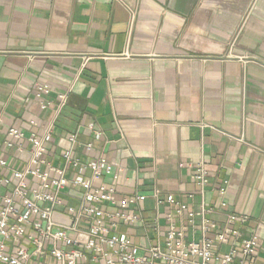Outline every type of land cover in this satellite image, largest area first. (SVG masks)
Here are the masks:
<instances>
[{"label":"crops","instance_id":"0c3cea01","mask_svg":"<svg viewBox=\"0 0 264 264\" xmlns=\"http://www.w3.org/2000/svg\"><path fill=\"white\" fill-rule=\"evenodd\" d=\"M37 83L50 88L43 111ZM51 120V151L78 130L80 160L112 162L120 194L145 195V218L154 190L192 194L219 223L247 214L241 230L264 246V0H0V147L8 128L40 134ZM122 230L143 243L142 228Z\"/></svg>","mask_w":264,"mask_h":264},{"label":"built area","instance_id":"2783aa9c","mask_svg":"<svg viewBox=\"0 0 264 264\" xmlns=\"http://www.w3.org/2000/svg\"><path fill=\"white\" fill-rule=\"evenodd\" d=\"M33 92L40 111L49 107L47 84L37 83ZM65 100L57 95L56 114ZM53 122L40 134L10 127L0 147V264H264L256 234L245 237L241 230L247 214L226 213L222 223L209 217L217 208L203 203L208 172L202 163L193 175L200 209L191 206L192 194L179 202L154 190L147 219L141 208L145 195L120 194L112 162L102 154L80 160L74 149L78 130L67 136L68 148L51 151ZM28 123L37 125L35 119ZM88 128L101 139L92 123ZM84 148L89 153L92 144ZM218 194L223 196V188ZM225 206L220 203L218 210ZM126 227L142 228L143 243Z\"/></svg>","mask_w":264,"mask_h":264}]
</instances>
